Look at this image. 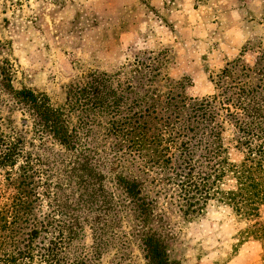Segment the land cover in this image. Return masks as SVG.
Returning a JSON list of instances; mask_svg holds the SVG:
<instances>
[{
  "label": "rangeland",
  "instance_id": "1",
  "mask_svg": "<svg viewBox=\"0 0 264 264\" xmlns=\"http://www.w3.org/2000/svg\"><path fill=\"white\" fill-rule=\"evenodd\" d=\"M238 4L247 26L238 54L226 56L229 64L222 57H203L197 69L187 65L188 70L180 72L179 45L164 40L160 31L173 32L166 17L171 3L157 9L152 0H0V132L19 141L31 158L39 191L56 192L55 203L80 209L88 224L83 241L93 264H149L139 227L120 189L107 177L95 183L93 153L78 157L49 135L38 138L16 92L46 95L80 141L92 149L97 146L95 162L105 175L115 165L136 174L138 159L123 154L109 161L104 152L114 144L126 152L124 132L112 128L143 109L145 101L160 111L170 90L201 99L220 90L231 96L238 81H264V0ZM224 67L234 80L222 72ZM219 102L217 98L211 104L216 122L224 115ZM223 136L228 139L230 130ZM228 157L239 161L242 153L229 144ZM5 171L0 169V188ZM158 183L150 189L161 190L163 184ZM169 195H159L156 210L165 214L173 234L167 249L170 259L179 264H264L261 243L239 239L246 224L228 209L210 206L186 221L176 197L170 200ZM43 201L52 200L43 196Z\"/></svg>",
  "mask_w": 264,
  "mask_h": 264
},
{
  "label": "trees",
  "instance_id": "2",
  "mask_svg": "<svg viewBox=\"0 0 264 264\" xmlns=\"http://www.w3.org/2000/svg\"><path fill=\"white\" fill-rule=\"evenodd\" d=\"M222 60L229 64L227 57ZM224 68L222 72L234 80ZM5 80L10 82V77ZM236 86L231 96L220 90L201 99L170 90L160 111L145 101L143 109L114 126L113 131L126 136V152L114 144L104 152L105 158L118 161L124 154L138 159L141 167L136 174L115 165L105 175L95 162L97 146L92 149L80 141L76 129L69 127L46 95L29 90L16 95L32 117L38 138L49 135L78 157L93 153L92 178L100 183L107 177L120 189L139 227L149 264H179L168 256L173 234L165 214L156 210L159 195L166 198L167 192L170 200L176 197L178 212L186 221L203 215L210 206L228 209L246 224L239 239L259 241L264 261V81H238ZM217 98L224 111L218 122L211 108ZM226 130H230L228 139L223 136ZM19 144L0 132V169H6L0 188V264H93V254L83 241L88 224L80 209L55 203L56 192L38 190L36 168ZM229 144L242 153L241 160L229 159ZM150 175V180L143 178ZM156 181L163 184L161 190L150 189L151 184L157 187ZM43 196L52 201L45 204Z\"/></svg>",
  "mask_w": 264,
  "mask_h": 264
},
{
  "label": "crops",
  "instance_id": "3",
  "mask_svg": "<svg viewBox=\"0 0 264 264\" xmlns=\"http://www.w3.org/2000/svg\"><path fill=\"white\" fill-rule=\"evenodd\" d=\"M168 3L171 7L166 17L173 32L160 31L164 40L179 45L176 61L181 65L180 72L187 71V65L197 69L203 57L238 54L247 30L238 0H152L157 9L167 8Z\"/></svg>",
  "mask_w": 264,
  "mask_h": 264
}]
</instances>
